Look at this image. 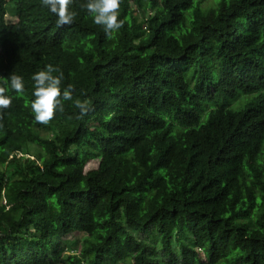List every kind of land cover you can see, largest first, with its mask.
<instances>
[{
    "label": "trees",
    "instance_id": "trees-1",
    "mask_svg": "<svg viewBox=\"0 0 264 264\" xmlns=\"http://www.w3.org/2000/svg\"><path fill=\"white\" fill-rule=\"evenodd\" d=\"M84 3L0 0V264H264V0H120L109 34ZM46 65L85 115L34 120Z\"/></svg>",
    "mask_w": 264,
    "mask_h": 264
},
{
    "label": "clouds",
    "instance_id": "clouds-1",
    "mask_svg": "<svg viewBox=\"0 0 264 264\" xmlns=\"http://www.w3.org/2000/svg\"><path fill=\"white\" fill-rule=\"evenodd\" d=\"M43 7L56 17V25H70L76 13L70 10L72 0H41ZM83 7L92 17L93 23L103 26L106 34L122 27L123 21L118 19L120 0H85ZM58 73L53 75V73ZM9 86L16 93H23L24 79L20 75H10ZM63 73L52 65H46L44 69L32 74V97L30 109L37 123L47 124L52 120L54 112L63 111V101L73 100L72 89L68 87L61 90ZM7 89L0 87V109H6L12 102V97L6 94ZM89 101L73 100V105L83 116L89 110Z\"/></svg>",
    "mask_w": 264,
    "mask_h": 264
},
{
    "label": "rangeland",
    "instance_id": "rangeland-1",
    "mask_svg": "<svg viewBox=\"0 0 264 264\" xmlns=\"http://www.w3.org/2000/svg\"><path fill=\"white\" fill-rule=\"evenodd\" d=\"M199 1L201 3L202 7H207L213 3V0H199ZM5 18H6V23L8 25H12L16 22L15 17L11 16L10 14H8ZM241 106L242 105L238 102V103L232 105L231 110H238L239 108H241ZM206 118H207V114H204L202 116L201 122L204 123ZM27 155H28L27 157H29L30 159L36 160L38 158V156L42 155V153L39 151V149L37 147L28 146ZM18 156H19V158L21 157L20 155H18ZM95 165H96V163L94 162V163L90 164V166L87 169H92L95 167ZM137 238L140 240L145 239L149 243L150 242L153 243L157 240L155 233H151L148 236L147 235H137ZM66 246L67 247L64 249V250H66L65 254H69V253L72 254L74 252V248L72 246H70V244H67Z\"/></svg>",
    "mask_w": 264,
    "mask_h": 264
}]
</instances>
